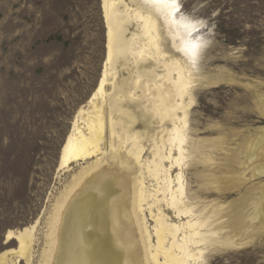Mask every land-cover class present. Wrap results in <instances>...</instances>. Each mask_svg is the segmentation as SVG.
Returning <instances> with one entry per match:
<instances>
[{"label": "rangeland", "instance_id": "obj_1", "mask_svg": "<svg viewBox=\"0 0 264 264\" xmlns=\"http://www.w3.org/2000/svg\"><path fill=\"white\" fill-rule=\"evenodd\" d=\"M107 1L128 16L140 4L148 5L144 0H0V264H56L60 217L91 177L83 183V171L102 157L76 160L71 142L92 137L95 122L102 119L95 106L105 73L111 79ZM168 1L173 4L166 7L183 26L191 53L173 44L164 16L158 25L165 56H154V49L148 53L156 64L151 67L155 81L175 77L180 85H189L183 106L176 109L174 88L165 90L155 81L148 85L144 79L138 85V99L147 120L139 114L135 125H120L121 115L115 112L118 135L126 129L130 136L151 134L152 127H166L172 133L176 117H186L180 129L186 159L176 163L181 166L174 164L172 174L183 173L192 207H207L206 214L210 217L209 211H215L219 220L214 226L216 240L200 248L203 254L196 264H264L259 214L264 194V0ZM127 25L130 38L138 32L137 22L132 18ZM142 38L148 45L150 36ZM132 71L120 67V80L130 84ZM159 94L167 103L164 98L152 101L157 108L147 99ZM156 114L162 121L153 125ZM150 142L142 143L145 155L154 146ZM129 145L131 139L117 144L123 154ZM117 165L105 162L93 173L106 172L110 186L120 181L118 191L103 192V203L95 208L98 214L80 224L68 253L103 243L89 241L92 226L106 228L109 204L117 194L123 192L124 204L131 205L133 177ZM182 218V224L189 219ZM146 220L152 231L149 212ZM124 221L129 233L114 243L120 257L114 264H145L148 239ZM23 238L31 243L27 256L21 252ZM152 241L156 243L155 237Z\"/></svg>", "mask_w": 264, "mask_h": 264}, {"label": "bare ground", "instance_id": "obj_2", "mask_svg": "<svg viewBox=\"0 0 264 264\" xmlns=\"http://www.w3.org/2000/svg\"><path fill=\"white\" fill-rule=\"evenodd\" d=\"M144 1H146L148 5H144V3L140 4L136 9H132V12L128 11V13H131L129 16L122 12L120 7H115L108 1V4L106 3L107 25H109L108 64L110 66L111 79H106L107 74L105 73V80L102 85L100 84L102 87L99 96L101 97L95 106V110L98 111L96 113L102 115V119L95 122V132L92 137L87 138V136H84L78 139L74 138L75 140L73 142L69 140V142L73 143L71 145L72 149H76V153L74 150V159L86 160L99 155L102 157L98 159L96 164L91 165L88 170L83 171L80 177L83 183V179L85 180V178L91 177L87 179L83 185H80V187L82 186L81 191L71 199L62 217H60L61 224L58 235L59 245H57L59 246V251L56 264H114L115 261L120 258L118 256L119 252H117L114 247V243L115 241L125 240L129 233L128 231L127 233L122 226L125 219L131 222V226H134L136 230L135 231L133 228L135 232L138 230V233H144L148 239L147 243L144 244L146 256L145 264H196L203 254V250L200 248H202L204 244H209L216 240L215 227L219 221L215 219L217 213L215 211H209V214H213V216L210 214L211 216L209 217L208 213L206 214L208 211L207 207L200 208L198 207L199 205L192 207L190 205L191 198L188 196L184 185L183 173H181L180 170V173L177 172L178 174L175 177H173L172 174L174 164L182 163L186 159L184 156L186 149L183 146L185 140L180 132V129L184 128L186 124V117L183 115V120L179 116L176 117L173 124L174 128L171 131L172 133H170L166 127H152V130L150 129L151 134H138L137 137L130 136L127 129L123 130L121 135H118L116 129V121H114L113 118L115 112L121 115L120 125L122 123H127L128 126L135 125L140 117L139 114H142V117L147 120L148 115L145 116V114H143V104L140 103L138 99V85H140L144 79L148 85L153 84L155 81V73H153L151 67H156V64L155 62L153 63V59L150 58L152 53H148L149 50L154 49V56H165L161 48L162 34L159 33L158 18L160 16L165 17V29L172 38L173 44L191 53V50L187 48L184 42L186 35L183 26L175 20L174 12L167 9L169 6L168 4L173 3L168 0ZM166 5L168 6L166 7ZM132 18L137 22L138 32L132 33L131 37L128 38L129 28L127 23ZM139 29L144 30V32L140 33ZM144 34L150 36L147 41L148 45H143L142 43L144 41L142 40ZM135 36L137 37L136 40H134ZM138 39L141 40L138 41ZM140 44H142L141 47L139 46ZM120 67L133 68L132 74L134 77L130 84L125 78L120 80ZM177 71L178 79H181L183 73L179 69ZM158 76L161 77L160 74H157V78ZM155 82L154 85L156 86H165V90L174 88L175 91H177L178 98L175 103L176 109H180L183 106L184 96L189 86L187 83L183 82L180 85V82H178L175 77H170L168 80H163L162 82ZM160 82L162 84H160ZM163 90L164 89L160 91ZM148 92H150L149 89ZM145 94L148 95L147 92ZM161 99L167 103L165 97L161 94L151 97L149 95L147 101L151 100L153 104L154 102L152 101L159 102ZM153 106L158 108L156 103L153 104ZM163 114L165 116L164 119H167L169 112L165 110ZM154 118L155 121L152 119L154 121L153 125L159 124L160 121H162L161 119L159 120V114H156ZM108 119L110 120V128L107 127L109 124L106 125ZM184 135H186V133ZM129 139H131L130 148L127 149V153L123 154L120 152L117 144L126 143ZM145 139H148V141L150 140L154 144V146L152 145L153 147L151 146L152 150L147 155H145L147 150L145 148L146 145L145 143L144 145L142 144ZM102 144H104L105 148H103L105 151L101 148ZM175 148L178 152L177 159L173 156L175 154ZM102 151L104 152L102 153ZM74 153L72 155H74ZM66 158H68V156ZM65 160L67 159H64V161ZM73 160L71 159V162ZM105 162H112L114 165L121 164V166L123 165V167L126 168L122 170H128L130 172H127V174H131L133 177L131 205L124 204L125 199L123 198L125 196L123 192L117 194L109 204L110 209L106 228L101 230L100 227L92 226L93 230L89 241H98V243L103 241V243L89 249L83 246L81 248L76 247L77 249L75 252L71 247L73 252L71 250V252L69 251L70 253H68L67 249L69 247V242L77 241L74 237L77 236L76 231L80 224L83 221L93 220V215L98 214L95 213L97 210H95V208L97 203H103V192H105L106 189H109L110 194L112 190L113 193L118 191L117 188L120 181L114 180V182H111L110 186V182L106 180V172H97L93 174ZM67 163L68 162L65 161L66 165ZM181 165L176 164V166ZM81 181L77 184H81ZM259 206L261 224L264 225V194ZM146 212H149L151 219L154 221L152 231L149 230L146 223ZM170 214H172L171 217ZM182 217H184V219L185 217H189V219L186 223L184 222L182 224L180 222V220L183 219ZM134 231L131 233H134ZM154 237L156 239V243L154 242L155 244L152 241ZM21 241V252L24 256H27L30 252L29 247L31 243L26 238H23ZM122 256L124 257V255ZM161 261L163 262L161 263ZM1 264H5V262L1 261Z\"/></svg>", "mask_w": 264, "mask_h": 264}]
</instances>
